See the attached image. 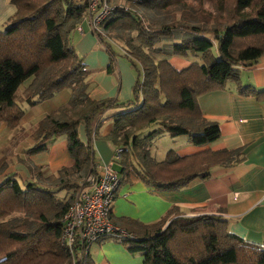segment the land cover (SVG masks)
Masks as SVG:
<instances>
[{
    "label": "trees",
    "instance_id": "trees-1",
    "mask_svg": "<svg viewBox=\"0 0 264 264\" xmlns=\"http://www.w3.org/2000/svg\"><path fill=\"white\" fill-rule=\"evenodd\" d=\"M187 1H194L197 8ZM10 2L15 11L0 30V122L13 128L25 114L15 95L26 80V105L69 89L67 103L37 123L33 143L24 153L47 152L64 135L74 163L61 168L51 186L38 183L41 167L28 160L22 162L35 180H21L13 173L0 182V264H95L89 252L75 259L61 245L60 220L74 194L65 199L57 193L77 191L87 185L86 181L79 184L80 180L96 173L92 141L105 119L112 120L105 139L122 148L115 162L120 184L138 179L155 190H177L195 179L209 178L214 168L243 160L239 148H205L184 156L170 149L164 160L156 161L150 146L161 133L186 136L197 147L218 139V122L203 117L197 98L223 90L229 82L235 83L239 95L264 100V89L239 83L240 66L264 55V0L138 2L154 12L180 11L179 19L157 26L146 25L125 6H114L92 32L111 61L114 53L104 36L127 35L123 55L135 80L131 98L124 102L88 96L85 79L89 72L69 43L70 34L85 21L86 0ZM204 2L209 3V10H204ZM196 55L200 62L179 70L169 62L171 56ZM109 109L117 112L103 117ZM80 126L85 141L79 137ZM195 212L186 216L172 206L151 224L125 217L112 220L129 234L116 241L129 253L140 254L142 264H264V245L230 233L227 219L220 215ZM109 238L102 236L97 243Z\"/></svg>",
    "mask_w": 264,
    "mask_h": 264
},
{
    "label": "crops",
    "instance_id": "crops-1",
    "mask_svg": "<svg viewBox=\"0 0 264 264\" xmlns=\"http://www.w3.org/2000/svg\"><path fill=\"white\" fill-rule=\"evenodd\" d=\"M14 11L10 0H0V30ZM80 26L82 32L76 29L69 37L75 53L89 72L88 96L94 100L112 98L120 102L130 99L135 77L129 64L119 57L111 61L110 55L87 23L83 21ZM188 57V60H184L187 57L171 56L169 62L178 70L193 61L200 62V55ZM239 83L258 90L264 89V55L254 63L240 66ZM26 85L23 83L19 89L26 88ZM70 96L71 91L64 89L34 105L24 104V97L23 102H17L25 110L18 125L9 128L0 122V182L6 175L13 173L21 180H35L22 160L41 167L42 184L48 186L54 182L61 168L73 165L64 135L57 137L47 152L30 156L24 153L33 143L32 133L37 123L48 113L66 104ZM197 103L204 118L218 122L219 138L209 145L197 147L189 144L186 136L170 137L167 133H161L151 142V157L162 161L170 149L184 156L205 148H239L243 160L229 167L214 168L209 178L195 179L177 190H155L138 179L119 184L111 206V221L125 217L151 224L160 220L173 206L187 216L194 215L195 211L220 215L227 219L230 233L246 242L263 246L264 100L239 95L235 83L229 82L223 90L200 95ZM115 112L117 110L109 109L103 117ZM111 126L112 120L105 119L92 141L98 165L109 161L112 155L114 147L105 139ZM79 137L82 141L86 140L83 126L79 127ZM89 253L95 264H142L143 260L139 255H131L117 241L94 243Z\"/></svg>",
    "mask_w": 264,
    "mask_h": 264
},
{
    "label": "built area",
    "instance_id": "built-area-1",
    "mask_svg": "<svg viewBox=\"0 0 264 264\" xmlns=\"http://www.w3.org/2000/svg\"><path fill=\"white\" fill-rule=\"evenodd\" d=\"M138 3L143 0H128ZM85 22L91 31L113 10L110 0H86ZM82 32L81 26L77 27ZM122 148L114 147L106 163L96 167L95 174H89L61 217L60 243L75 259L87 254L94 242L102 236L114 239L128 237L129 234L110 218V211L116 191L120 184V175L114 168Z\"/></svg>",
    "mask_w": 264,
    "mask_h": 264
},
{
    "label": "rangeland",
    "instance_id": "rangeland-1",
    "mask_svg": "<svg viewBox=\"0 0 264 264\" xmlns=\"http://www.w3.org/2000/svg\"><path fill=\"white\" fill-rule=\"evenodd\" d=\"M111 4L114 5V6H117V5H120V6H125L133 11L136 12V14H138V16L141 17V19L144 21V23L148 26H157L163 22H170L172 19L174 20H177L179 19V15H180V11L178 10H171L169 12H154V11H150V10H146L143 6H141L140 4L138 3H131L129 2L128 0H110ZM189 5H191L192 7L194 8H197V5L194 1H187ZM203 8L204 10H209L210 9V5L208 2H204L203 3ZM190 14H193L192 11L189 12ZM131 36H135V32H132L131 33ZM105 37V40L108 41L111 46H112V50H113V58H122L124 59L128 64L129 66L131 67L130 63L128 62V60L126 59V57L123 55L124 54V48H126V45H125V38L127 37L126 34H118V35H115V34H112L111 36H104ZM71 42L70 40V37H69V43ZM71 44V43H70ZM189 57L187 58H184V60H188ZM133 73H134V70L133 68L131 67ZM135 77V75H134ZM29 83V80H26L24 82V84H28ZM85 83H86V87H88V84H89V77L87 76L86 79H85ZM26 94H27V85H26V88L23 87L21 89H19L15 95V100L17 102L19 101H24V97H26ZM26 104V103H24ZM114 110V109H112ZM114 168L117 169V164L114 163ZM85 181V179H82L79 181V184H82L83 182ZM38 183L41 184L43 183L42 179L39 178L38 179ZM86 186V185H85ZM76 191L74 192V190H63L61 191L59 194L60 197L62 198H68L70 195L72 194H75ZM187 216V215H186ZM117 239H114V238H109L107 241H116ZM118 241V240H117ZM94 243H97L94 242ZM95 247L92 248V251H94ZM131 255H139L141 256L140 254H132L130 253ZM142 257V256H141Z\"/></svg>",
    "mask_w": 264,
    "mask_h": 264
}]
</instances>
